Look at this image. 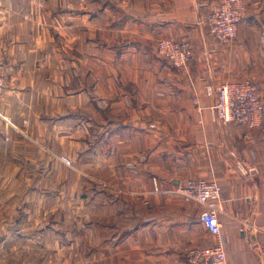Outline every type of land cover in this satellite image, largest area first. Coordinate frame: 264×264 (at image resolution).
I'll return each mask as SVG.
<instances>
[{"label":"crops","instance_id":"1","mask_svg":"<svg viewBox=\"0 0 264 264\" xmlns=\"http://www.w3.org/2000/svg\"><path fill=\"white\" fill-rule=\"evenodd\" d=\"M219 1L0 0L2 264L66 263L82 230L89 264H187L213 237L203 206L171 190L200 178L220 186L229 264H264V122L213 111L224 82H254L264 103V0H245L228 44L203 20ZM163 38L194 58L173 67Z\"/></svg>","mask_w":264,"mask_h":264},{"label":"built area","instance_id":"2","mask_svg":"<svg viewBox=\"0 0 264 264\" xmlns=\"http://www.w3.org/2000/svg\"><path fill=\"white\" fill-rule=\"evenodd\" d=\"M245 0H220L204 16L208 33L220 44L235 40L237 27L246 14ZM157 54L175 68L185 67L194 58V50L186 40L163 38L156 44ZM0 74V88L3 86ZM217 97L213 105L214 119L223 124L235 123L248 128L259 127L264 122V103L257 86L250 80L224 82L217 87ZM211 94L213 87L207 86ZM62 161L69 163L66 157ZM186 201L203 206L200 220L213 237V243L207 247H190L184 251L187 264H229L225 250L224 237L218 219L220 186L215 180L193 179L171 190ZM0 264H2L0 260Z\"/></svg>","mask_w":264,"mask_h":264},{"label":"rangeland","instance_id":"3","mask_svg":"<svg viewBox=\"0 0 264 264\" xmlns=\"http://www.w3.org/2000/svg\"><path fill=\"white\" fill-rule=\"evenodd\" d=\"M78 137L84 138L85 136L84 135H78ZM64 138H68V136H66ZM64 138H63V140H64ZM63 144L66 145L65 142ZM33 154L34 155L35 154L37 155V153H33ZM44 154L46 156H48V157H53L52 154H50V152H48V151H45ZM76 155H79V156L80 155L81 156L83 155V158L82 159L85 160V157H84L85 153L84 152L81 154V152H78L77 151ZM62 157H65V156H63V155L59 156V159H61V161H62ZM66 158L68 159V162L69 163H65V162L63 163V161H62L63 165H65L67 168H69L71 170L74 169V168H71L70 167L71 160L67 156H66ZM76 169L78 170L79 176H80L79 189H78L79 190V193L80 192H83V194H85L86 180H87V178L89 179L91 177V176L90 177L89 176L86 177L87 176V172H88L89 169L86 168V167H79V168H76ZM66 170L63 169V174H68V171H66ZM48 171H49V168H47V169H45V168H38V174L39 175H42L44 177L49 176L50 173ZM99 185L102 186V182H100ZM84 203H85V195L81 196V198L79 200L78 206L80 208H83L82 205L84 206ZM77 236H78V239H77V244L75 245V247H72V248L62 247L61 248L64 257H67V260H68V262L62 263V264H89L85 260V249L86 248L82 244L83 238H84L83 237L84 236V230H82V232L81 231H78ZM69 251L72 254V256H71L72 261L71 262L69 261V256H68L69 255Z\"/></svg>","mask_w":264,"mask_h":264}]
</instances>
